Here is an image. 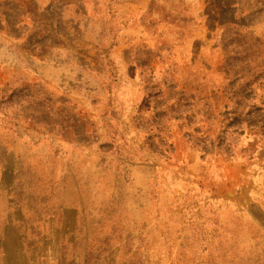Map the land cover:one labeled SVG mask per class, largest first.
<instances>
[{"label":"rangeland","instance_id":"rangeland-1","mask_svg":"<svg viewBox=\"0 0 264 264\" xmlns=\"http://www.w3.org/2000/svg\"><path fill=\"white\" fill-rule=\"evenodd\" d=\"M260 149L264 0H0V264H264Z\"/></svg>","mask_w":264,"mask_h":264},{"label":"crops","instance_id":"crops-1","mask_svg":"<svg viewBox=\"0 0 264 264\" xmlns=\"http://www.w3.org/2000/svg\"><path fill=\"white\" fill-rule=\"evenodd\" d=\"M258 153V158H260V156H264V150L260 149ZM262 159L263 158L257 159L254 157L252 160L228 164L226 168H224V170H222L221 172V184L224 187L225 185L228 186L229 183L231 185L235 184L236 186L243 184V187L248 186V201H250L251 203H255L256 201H258V198L263 200L264 198H262V196H264V167H261L256 172L253 169L256 164L264 166V162H262ZM255 186H262L263 189L255 188ZM226 193L227 196H236L237 194L236 192L232 193V191H227Z\"/></svg>","mask_w":264,"mask_h":264}]
</instances>
